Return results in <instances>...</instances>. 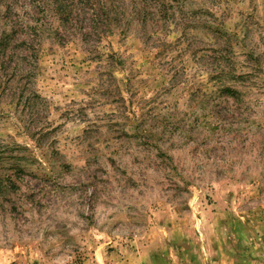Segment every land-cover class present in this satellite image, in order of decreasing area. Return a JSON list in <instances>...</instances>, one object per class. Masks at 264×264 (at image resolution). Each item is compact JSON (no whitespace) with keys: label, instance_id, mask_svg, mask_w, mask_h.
Instances as JSON below:
<instances>
[{"label":"rangeland","instance_id":"374dc122","mask_svg":"<svg viewBox=\"0 0 264 264\" xmlns=\"http://www.w3.org/2000/svg\"><path fill=\"white\" fill-rule=\"evenodd\" d=\"M167 2L0 0V264H264V0Z\"/></svg>","mask_w":264,"mask_h":264},{"label":"trees","instance_id":"16d2710c","mask_svg":"<svg viewBox=\"0 0 264 264\" xmlns=\"http://www.w3.org/2000/svg\"><path fill=\"white\" fill-rule=\"evenodd\" d=\"M157 1V0H156ZM163 3H162V5H164V6H166V5H168L167 3V0H161ZM170 1V0H169ZM60 7H62V6H59V9L60 10H58L57 11V14H59L60 15V21H61V23H62V26H66V23L68 22V18H62L63 16H65V14H64V9H61ZM110 11H111V15H112V17H110V14H109V22H107V25L108 26H111V24H116V23H118L119 22V18L117 17V15H120V12L119 11H117V10H115L114 8H111L110 9ZM165 12H167L168 11V9L166 8V10H164ZM107 15H108V13H107ZM114 15H116L115 17H114ZM124 15V14H123ZM125 16V15H124ZM39 29V28H38ZM218 30H220V31H222V29L221 28H219ZM33 31H35V32H37V28H33ZM6 35L7 34H5L4 35V37H3V39L6 37ZM225 35V34H224ZM4 40H7V38H5ZM3 42V41H2ZM228 52L230 53V48H228ZM34 51H36V49L34 50ZM227 53H226V55H222V60H230V58L229 57H227ZM222 70L226 73V69L225 68H222ZM230 72V71H229ZM228 72V73H229ZM234 78H238V76H234ZM243 78H246V77H243ZM222 92H223V94H224V96L225 97H235V95H236V93H238V89H235L234 87H230V86H225L224 88H223V90H222ZM6 176V179L7 180H10V177L12 176L11 174H7V175H5ZM1 180V179H0Z\"/></svg>","mask_w":264,"mask_h":264}]
</instances>
